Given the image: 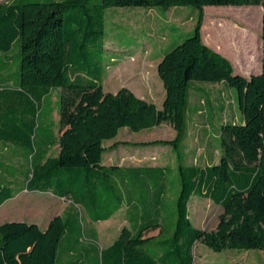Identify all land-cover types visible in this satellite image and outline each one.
I'll return each instance as SVG.
<instances>
[{
  "label": "trees",
  "instance_id": "1",
  "mask_svg": "<svg viewBox=\"0 0 264 264\" xmlns=\"http://www.w3.org/2000/svg\"><path fill=\"white\" fill-rule=\"evenodd\" d=\"M254 6L263 8V67L259 75L246 78L203 42L204 9ZM182 7L199 14L194 34L165 52L158 66L166 92L162 108L127 88L106 93V12ZM203 83L233 89L241 115L239 123L220 126L219 163L206 166L187 162L185 144L191 94ZM201 103L207 113L208 98ZM55 112L59 135L48 143V128H42L41 120L52 122ZM163 124L175 130L174 140L138 146L170 147L175 168L103 164L104 143L116 139L122 129L141 132ZM207 126L196 124V131L208 132ZM55 146L58 154L49 155ZM11 147L23 150L21 155L10 154L16 165L4 153ZM0 150V207L24 190L51 192L72 202L45 229L25 222L2 224L0 264H193L198 241L216 253L264 251V0L0 3ZM193 197L223 209L215 231L192 223ZM76 206L93 224L125 209L129 226L101 249L95 243L97 231L86 229V218ZM154 231L157 236L145 237Z\"/></svg>",
  "mask_w": 264,
  "mask_h": 264
},
{
  "label": "rangeland",
  "instance_id": "2",
  "mask_svg": "<svg viewBox=\"0 0 264 264\" xmlns=\"http://www.w3.org/2000/svg\"><path fill=\"white\" fill-rule=\"evenodd\" d=\"M11 1L13 0H0V3ZM198 14V11L192 7L169 10L162 8L109 9L106 12L104 39V91L115 94L124 87H130L135 90L139 98L143 96L146 99H142L154 103L161 109L166 95L158 75L161 54L168 52L194 34ZM204 14L203 42L229 59L236 74L246 78L259 75L263 67V8L259 6L206 7ZM196 86L198 89L193 90L190 100L191 121L185 143L187 162L201 166L214 162L217 164L220 159V144L216 135L220 126L226 122L241 121V115L235 103L237 95L233 89L223 83L216 85L203 83ZM199 89L203 90L206 96L202 95ZM206 98L210 103L206 105L207 113L204 112L201 103ZM54 100H56L55 96ZM52 118V122L41 120L42 128L46 126L48 128L45 133L48 143L54 141V134L59 135L54 127V122L59 121L57 112ZM196 124L201 127L209 124L207 126L209 131L203 128L197 132ZM175 137V130L168 124L141 132H132L124 128L116 139L104 143L107 149L104 163L118 164L123 167L170 166L175 168V158L170 147L138 146L141 143L171 141ZM15 151L20 155L23 154L22 149L13 147L4 153L10 156ZM58 151V146H55L49 155L56 156ZM9 158V163L16 165V160L11 156ZM19 175L21 178V171ZM71 206L72 202L58 198L51 192L24 190L0 209V224L25 222L45 227L53 218L63 215ZM76 208L81 213V217L86 218V229L97 231L98 242L95 243L101 249L112 245L119 238L122 229L129 226L126 222L125 209L110 221L93 224L89 222L85 211L80 206ZM189 210L194 226L208 232L216 230L223 213L220 206L199 197L192 198ZM157 235L158 232L154 231L147 233L145 237ZM193 258V264H264V251L228 249L216 253L198 241L193 249Z\"/></svg>",
  "mask_w": 264,
  "mask_h": 264
},
{
  "label": "crops",
  "instance_id": "3",
  "mask_svg": "<svg viewBox=\"0 0 264 264\" xmlns=\"http://www.w3.org/2000/svg\"><path fill=\"white\" fill-rule=\"evenodd\" d=\"M1 3H3V2H1ZM163 54H164V53L162 52L161 57H160L159 64H160V62H161V60H162ZM159 64H158V66H159ZM124 88H127V89L131 90V91H132V92H133V93L139 98V96H138V94L135 92V90H133V89L130 88V87H124ZM142 98L146 99V98L143 97V96H142L140 99H142ZM144 99H143V100H144ZM145 101H146V100H145ZM198 113H199V112H198ZM105 154H106V153H105ZM103 164H104L105 166H112V165H115V166L123 167V166L118 165V164L106 165V164L104 163V160H103ZM135 167H138V166H135ZM18 195H19V194H18ZM18 195H17V196H18ZM17 196H16V197H17ZM16 197H15V198H16ZM15 198H14V199H15ZM12 200H13V199H12ZM12 200H10V201H12ZM10 201L6 202L3 206L0 207V209L3 208V207H5ZM121 211H122V210H121ZM119 212H120V211H119ZM119 212H118V213H119ZM118 213H116V214H115L111 219H109L108 221L112 220V219H113ZM104 222H106V221H104ZM126 222H127V220H126ZM4 223H7V222H4ZM4 223H2V224H4ZM49 223H50V222H49ZM49 223H48V224H49ZM127 223H128V222H127ZM2 224H0V226H1ZM48 224H47L45 227H41V228H43V229L47 228ZM96 224H97V223H96ZM125 228H126V227H125ZM123 229H124V228H123ZM123 229H122V230H123Z\"/></svg>",
  "mask_w": 264,
  "mask_h": 264
}]
</instances>
